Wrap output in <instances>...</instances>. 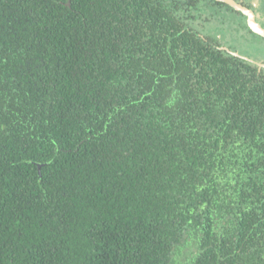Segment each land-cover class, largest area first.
Instances as JSON below:
<instances>
[{
  "label": "trees",
  "instance_id": "1",
  "mask_svg": "<svg viewBox=\"0 0 264 264\" xmlns=\"http://www.w3.org/2000/svg\"><path fill=\"white\" fill-rule=\"evenodd\" d=\"M226 10L264 41L216 0H0V264H264V61L202 30Z\"/></svg>",
  "mask_w": 264,
  "mask_h": 264
},
{
  "label": "rangeland",
  "instance_id": "2",
  "mask_svg": "<svg viewBox=\"0 0 264 264\" xmlns=\"http://www.w3.org/2000/svg\"><path fill=\"white\" fill-rule=\"evenodd\" d=\"M259 6L260 10H258L257 12L252 7H247L253 11L255 19L258 20L256 21L264 28V0L261 1ZM234 13L226 10L225 15L219 13L212 17L209 16V22H206L202 30H206L210 34H221L220 36L225 39L226 44H233L237 49L244 50V54L264 61V41L258 39L256 40V38L252 35V33L249 32L247 28H240L238 22H243L244 19L239 16L238 13ZM258 14L260 15L258 16ZM213 28H219L224 30L219 31V33H217L212 31Z\"/></svg>",
  "mask_w": 264,
  "mask_h": 264
},
{
  "label": "water",
  "instance_id": "3",
  "mask_svg": "<svg viewBox=\"0 0 264 264\" xmlns=\"http://www.w3.org/2000/svg\"><path fill=\"white\" fill-rule=\"evenodd\" d=\"M216 1H222L228 4L234 10L243 13L246 16L247 25L250 28V30H252L256 34L264 38V28L256 21L255 15L252 10H250L248 7L244 6L243 4L238 3L235 0H216Z\"/></svg>",
  "mask_w": 264,
  "mask_h": 264
},
{
  "label": "flooded vegetation",
  "instance_id": "4",
  "mask_svg": "<svg viewBox=\"0 0 264 264\" xmlns=\"http://www.w3.org/2000/svg\"><path fill=\"white\" fill-rule=\"evenodd\" d=\"M218 37L220 38L221 36L220 35H218ZM226 45V44H225Z\"/></svg>",
  "mask_w": 264,
  "mask_h": 264
}]
</instances>
